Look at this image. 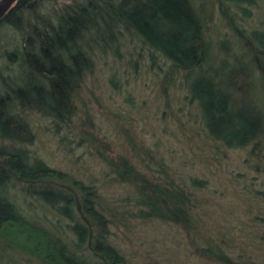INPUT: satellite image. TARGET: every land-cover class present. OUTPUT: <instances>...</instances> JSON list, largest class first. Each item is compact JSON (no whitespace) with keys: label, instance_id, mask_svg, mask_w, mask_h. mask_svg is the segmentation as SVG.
Returning a JSON list of instances; mask_svg holds the SVG:
<instances>
[{"label":"rangeland","instance_id":"374dc122","mask_svg":"<svg viewBox=\"0 0 264 264\" xmlns=\"http://www.w3.org/2000/svg\"><path fill=\"white\" fill-rule=\"evenodd\" d=\"M69 1L48 0L39 10L53 18ZM193 1L202 5L205 18L208 68L229 78L244 64L252 87L243 101L254 99L264 108V78L236 31L264 30V0L239 6L225 2L222 7L213 0ZM18 36L0 25V94L5 91L2 75L22 77L24 84L29 80L17 60L5 57ZM91 45L92 67L79 83L71 118L56 122L43 115L32 90V107L12 106L33 133L30 141L16 145L90 187L108 221V237L129 264H222L202 254L210 245L234 260L264 264V134L244 147H227L209 137L196 103L188 99L183 72L171 69L122 27L109 44ZM121 159L147 179L188 192L194 204L190 225L138 217L134 185L118 178L112 165ZM31 190L25 183L8 188L30 221L71 247L72 222ZM0 253L1 264H37L8 244L0 245Z\"/></svg>","mask_w":264,"mask_h":264},{"label":"trees","instance_id":"16d2710c","mask_svg":"<svg viewBox=\"0 0 264 264\" xmlns=\"http://www.w3.org/2000/svg\"><path fill=\"white\" fill-rule=\"evenodd\" d=\"M47 1L17 0L0 20V25L19 35V43L10 41L13 49L5 51L6 60H17L19 71L29 77L27 84L22 77L1 78L5 91L0 94V245L30 254L37 264H129L108 237V221L95 205L90 187L16 145L30 141L33 133L12 106L32 107L33 90L37 92L35 107L43 115L56 122L68 121L79 83L92 67L87 49L93 43L109 44L122 27L158 53L171 69L183 72L188 99L196 103L212 139L227 147L255 144L264 134V108L254 99L243 101L252 87L244 64L229 78L208 68L210 42L205 18L202 5L196 6L193 0H71L53 18L39 10ZM213 1L222 7L225 2L239 6L256 0ZM236 31L264 78V30ZM112 165L118 178L134 185L138 217L190 225L194 204L182 187L147 179L134 172L125 159ZM14 183L32 187V193L56 206L72 222L68 227L74 235L71 247L25 216L9 195L8 188ZM81 250L95 259H86ZM201 252L222 264H256L234 260L218 246L203 247ZM1 259L0 253V264Z\"/></svg>","mask_w":264,"mask_h":264},{"label":"water","instance_id":"95a60500","mask_svg":"<svg viewBox=\"0 0 264 264\" xmlns=\"http://www.w3.org/2000/svg\"><path fill=\"white\" fill-rule=\"evenodd\" d=\"M17 0H0V4H3L0 7V20L7 13V11L15 4Z\"/></svg>","mask_w":264,"mask_h":264},{"label":"snow or ice","instance_id":"6c2138e0","mask_svg":"<svg viewBox=\"0 0 264 264\" xmlns=\"http://www.w3.org/2000/svg\"><path fill=\"white\" fill-rule=\"evenodd\" d=\"M3 6V4H0V7H2Z\"/></svg>","mask_w":264,"mask_h":264}]
</instances>
